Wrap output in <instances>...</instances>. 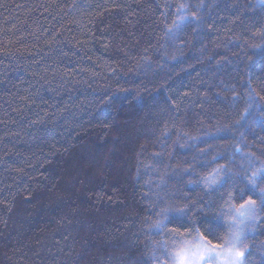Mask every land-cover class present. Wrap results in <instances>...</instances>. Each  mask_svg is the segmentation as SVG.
<instances>
[{"label": "trees", "instance_id": "16d2710c", "mask_svg": "<svg viewBox=\"0 0 264 264\" xmlns=\"http://www.w3.org/2000/svg\"><path fill=\"white\" fill-rule=\"evenodd\" d=\"M253 173L264 0H0V264H170ZM243 230L264 264V211Z\"/></svg>", "mask_w": 264, "mask_h": 264}, {"label": "snow or ice", "instance_id": "6c2138e0", "mask_svg": "<svg viewBox=\"0 0 264 264\" xmlns=\"http://www.w3.org/2000/svg\"><path fill=\"white\" fill-rule=\"evenodd\" d=\"M255 175L256 173H253V178H249V184L252 185L253 191L258 188V192H256L258 200L253 199L251 195H248L245 199L244 189H241L240 199L242 203H232L230 214H226L229 232L223 242L213 243L199 229L196 230L192 241L184 239V234L178 228L169 230L171 233H175L181 241L170 253L171 264H216L221 260H223V264H245L247 245L244 243V230L240 225L245 221L257 219L258 214L264 211V187H258L255 183ZM227 179V176L219 179L213 177L209 186L222 185ZM229 198L230 200L234 199L231 193H229ZM169 212L185 214L186 206L184 208L175 207L163 210L164 219L156 221L153 227L157 229L165 228V220H169L167 215ZM187 231L190 233L191 229Z\"/></svg>", "mask_w": 264, "mask_h": 264}, {"label": "rangeland", "instance_id": "374dc122", "mask_svg": "<svg viewBox=\"0 0 264 264\" xmlns=\"http://www.w3.org/2000/svg\"><path fill=\"white\" fill-rule=\"evenodd\" d=\"M251 220L245 221L243 224L240 225L241 228L244 229L245 225H247ZM193 239H191L190 241H192ZM171 264V263H170ZM216 264H223V260L216 262Z\"/></svg>", "mask_w": 264, "mask_h": 264}]
</instances>
